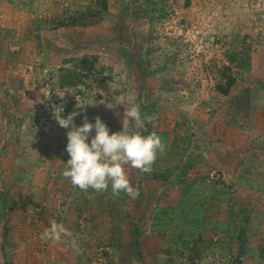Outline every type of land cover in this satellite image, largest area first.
<instances>
[{
    "label": "rangeland",
    "instance_id": "obj_1",
    "mask_svg": "<svg viewBox=\"0 0 264 264\" xmlns=\"http://www.w3.org/2000/svg\"><path fill=\"white\" fill-rule=\"evenodd\" d=\"M133 102L139 198L74 187L56 116ZM0 264H264V0H0Z\"/></svg>",
    "mask_w": 264,
    "mask_h": 264
},
{
    "label": "clouds",
    "instance_id": "obj_2",
    "mask_svg": "<svg viewBox=\"0 0 264 264\" xmlns=\"http://www.w3.org/2000/svg\"><path fill=\"white\" fill-rule=\"evenodd\" d=\"M75 99L76 107L83 111L86 105ZM80 114L73 111L66 118L56 116L58 125L69 129L66 133V152L70 159L64 164L63 176L82 191L91 188L97 192H106L110 185L113 196L118 197L124 192L133 199L139 198L140 191L130 184L125 166L131 165L142 173H151L157 153L163 154L165 145L155 132L145 136L139 131L129 132L128 128L134 123L135 128L143 129L145 121H155V115H145L142 118L139 105L133 102L125 110L123 130L110 135V129L100 116L94 118L93 124L84 115L81 126H77L74 119ZM93 132L94 136L91 135ZM62 237L70 238L71 247L78 254L82 252L72 232L63 223L51 221L40 235L42 241L54 243L60 242Z\"/></svg>",
    "mask_w": 264,
    "mask_h": 264
}]
</instances>
